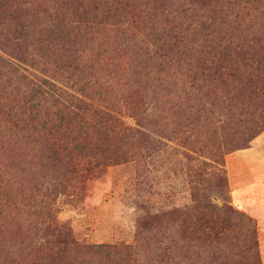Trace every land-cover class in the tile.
Listing matches in <instances>:
<instances>
[{"label": "rangeland", "instance_id": "obj_1", "mask_svg": "<svg viewBox=\"0 0 264 264\" xmlns=\"http://www.w3.org/2000/svg\"><path fill=\"white\" fill-rule=\"evenodd\" d=\"M131 1L75 51L93 66L87 94L114 106L109 132H55L49 101L21 113L26 88L0 67V264H245L233 239L199 249L188 235L224 202L221 180L264 264V109L222 96L264 48V0ZM27 55L39 71L55 56Z\"/></svg>", "mask_w": 264, "mask_h": 264}, {"label": "trees", "instance_id": "obj_2", "mask_svg": "<svg viewBox=\"0 0 264 264\" xmlns=\"http://www.w3.org/2000/svg\"><path fill=\"white\" fill-rule=\"evenodd\" d=\"M131 3V0H0V49L25 64L21 66L0 56V67L5 70L3 74H11L26 88L25 96L16 104L23 110L21 113L37 115L44 108L43 101H49L55 107L58 119L55 132L75 129L109 132L116 122V114L111 112L115 111L114 106L101 92L97 97L87 94L88 81L81 73H90L93 66L80 59V55L75 56V51L82 49L86 42L93 43L92 34L121 24L124 13L133 6ZM29 47L55 55L53 61L41 68L45 71L49 64H53L58 67L57 70L53 69L55 74L47 77L39 75L43 72L37 70V64L29 59ZM261 49L251 58L252 64L245 72L235 78L237 85L232 89L227 88L222 94L230 99L231 109L237 108L238 101L241 105L259 103V107L264 109V48ZM87 67L89 70H86ZM129 108L134 116L140 115L137 106ZM226 192L224 180H221V198L224 202L221 205L210 201L204 204L210 214L200 217V225L194 223L188 231L193 241L191 245L200 249L233 239L231 246L237 248L235 254L245 264H259L256 220L232 210L227 204ZM5 206L0 194V215ZM232 217L239 219V222L232 224ZM100 247L103 245H98ZM126 249L128 247H121L122 251L130 253ZM218 251L221 252V249ZM228 256L230 254L225 257ZM234 258L236 255L231 256L229 261ZM233 264L238 262L234 260Z\"/></svg>", "mask_w": 264, "mask_h": 264}]
</instances>
